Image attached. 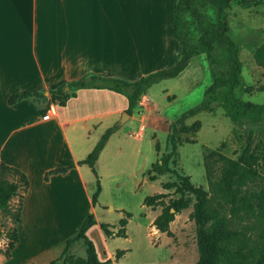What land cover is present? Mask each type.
I'll use <instances>...</instances> for the list:
<instances>
[{
	"label": "crops",
	"instance_id": "1",
	"mask_svg": "<svg viewBox=\"0 0 264 264\" xmlns=\"http://www.w3.org/2000/svg\"><path fill=\"white\" fill-rule=\"evenodd\" d=\"M175 4L176 0H0V163L24 174L28 182L18 241L9 259L0 256V264L57 259L90 212L96 224L87 237L94 228L101 231L99 197L95 207L91 202L96 178L88 166L78 163L97 143H90L91 135L106 123L117 129L115 123L127 108L125 97L105 89L77 90L65 106L51 103L55 113L44 116L33 100L9 105V97L23 91H45L47 97L50 90L92 75L133 82L170 67L180 48L172 29ZM129 45L135 53L131 60L126 55ZM115 135L116 131L100 153L96 171ZM115 149L120 152L121 146ZM63 168L69 169L44 180L46 173Z\"/></svg>",
	"mask_w": 264,
	"mask_h": 264
},
{
	"label": "rangeland",
	"instance_id": "2",
	"mask_svg": "<svg viewBox=\"0 0 264 264\" xmlns=\"http://www.w3.org/2000/svg\"><path fill=\"white\" fill-rule=\"evenodd\" d=\"M198 10L206 22L214 20L215 12L211 7ZM226 13L228 35L239 48L242 65L234 96L241 103L263 105L264 69L255 64L253 53L264 42V0H234ZM196 27V22L191 19L189 41L192 44L199 37ZM164 44L167 45L166 40ZM126 55L129 60L135 57L130 45ZM210 84V66L204 54H201L190 60L178 78L152 86L132 115L117 127L108 153L95 170L97 177L99 174L112 176L100 180L98 177L101 193L96 214L99 223L108 224L110 231L114 229L113 233L121 229L119 222L128 218L127 213L132 216L125 227L126 238L105 237L103 240L101 235H105L102 231L98 232L96 228L91 230L89 240L99 260L109 256L112 264H196L197 227L191 219L195 203L193 195L187 193L184 196L186 208L174 216L167 232L160 233L153 225L162 211L172 201L179 199L180 195L175 190L181 187L183 177H188L194 187H201L208 193L211 206L220 210L229 229L243 247L254 252L264 251V201L254 195L264 189V121L243 119L240 127L222 109L217 108L212 113H199L182 123L178 122L184 112L200 105L203 93ZM47 97L34 101L38 108H49L51 101L49 95ZM120 120L121 117L115 124H120ZM103 125L91 135L90 143L93 140L98 142L110 126L108 123ZM116 145L121 146L120 152L116 151ZM211 151L234 161H238L242 155L245 158L256 155L257 161L251 167L253 176L239 186L241 193H247L250 201L251 211L247 214L242 210L233 213L229 195L224 196L222 192L212 189L213 185L207 180L204 161L205 155ZM163 157L169 158L170 172L150 182L147 174H154L151 165ZM219 177L220 172L215 169L213 182ZM157 194H164L165 198L153 207H146L144 199ZM18 201V198L11 200L13 209L18 206ZM0 226L6 234L13 223L0 213ZM3 241L5 244H2ZM6 247L7 240L3 236L0 240L1 259ZM118 251L125 253L115 261ZM68 256L75 264L86 259L83 242H75ZM47 259L40 260L38 264H49L55 258L50 262ZM62 262L63 258H60L56 264Z\"/></svg>",
	"mask_w": 264,
	"mask_h": 264
},
{
	"label": "trees",
	"instance_id": "3",
	"mask_svg": "<svg viewBox=\"0 0 264 264\" xmlns=\"http://www.w3.org/2000/svg\"><path fill=\"white\" fill-rule=\"evenodd\" d=\"M233 1L176 0L172 12V29L180 48L176 59L170 67L133 82L92 75L48 91L51 103L65 106L70 98L76 96L77 90L105 89L126 98L127 108L124 113L131 116L137 109L142 97L149 93L152 86L165 80L177 78L188 67L192 58L204 54L210 66L211 84L205 89L200 105L184 112L178 122L182 123L199 113H212L217 108L222 109L225 115L240 127H242L241 120L243 119H260L264 121V104L241 103L234 96V90L238 87L242 65L239 59V48L228 35L226 10ZM208 6L215 12V18L212 22H206L202 13L198 10V8ZM191 19L196 22V28L199 32V37L195 44L189 41ZM253 59L258 67L264 69V42L254 51ZM65 87H68L69 92H64ZM44 98L45 91L33 93L23 91L10 96L8 104L14 105L23 100L36 101ZM47 109L39 110V115L44 116ZM115 131L116 127L108 128L87 157L78 163L79 165L88 166L96 178V189L91 196L93 207L96 206L101 193L95 164ZM155 146L157 148V144ZM204 161L207 180L213 185L211 186L212 189L215 188L222 192L224 196L229 195L232 212L242 210L247 214L249 210L251 211L247 193H241L239 186L244 185L253 176L251 167L257 161L256 155L251 154L247 158L242 155L238 161H234L221 153L211 151L205 155ZM168 163V157H163L160 161L153 163L151 172L154 174L151 175L148 172V180L150 182L156 181L157 176L170 172ZM68 169L50 171L46 173L44 180L47 181L49 176L53 174H64ZM215 169L219 170L220 177L213 182ZM27 188L28 182L24 174L0 163V213L8 217L13 223V227L6 234L3 233L0 226V240L3 236L7 240V247L3 254L6 259L11 257V251L18 241L17 225L21 221L22 199ZM175 192L180 195L179 199L172 201L169 207L164 209L161 215L155 219L153 225L158 232H167L168 225L173 221L174 216L186 208L187 201H184V196L187 193L193 195L195 203L191 219L197 227L198 261L196 264H264V251L254 252L248 247H243L241 241L239 243L238 238L229 229V224L221 216L220 210L211 206L208 193L201 187H194L189 182L188 177H183L181 187H176ZM254 195L258 200L264 201V189ZM14 198L19 200L15 209L10 205L11 200ZM163 198H165L164 194H157L146 197L143 202L146 207H153ZM126 216L128 218L131 217L129 213ZM210 221L212 222L210 223ZM209 223L210 225L206 227ZM95 224L94 215L91 213L81 226L79 233L63 244L60 256L49 264H56L60 258H63L62 264H75L69 258L68 251L78 241L83 242L86 251V259L80 260L79 264H112L107 257L104 260H99L93 243L86 235L87 231ZM119 225L121 229L116 233L109 230L108 224H100V229L107 238L112 236L126 238L125 227L127 220L121 219ZM124 253L125 251L116 252L115 261L121 259Z\"/></svg>",
	"mask_w": 264,
	"mask_h": 264
},
{
	"label": "water",
	"instance_id": "4",
	"mask_svg": "<svg viewBox=\"0 0 264 264\" xmlns=\"http://www.w3.org/2000/svg\"><path fill=\"white\" fill-rule=\"evenodd\" d=\"M65 90L67 91L68 88H66ZM125 119H128V115H126V114H122V115H121L120 124H118V125L120 126V125L123 123V121H124ZM90 214H91V212H90Z\"/></svg>",
	"mask_w": 264,
	"mask_h": 264
},
{
	"label": "built area",
	"instance_id": "5",
	"mask_svg": "<svg viewBox=\"0 0 264 264\" xmlns=\"http://www.w3.org/2000/svg\"><path fill=\"white\" fill-rule=\"evenodd\" d=\"M47 114H54L55 113V109L52 105L49 106V108L47 109Z\"/></svg>",
	"mask_w": 264,
	"mask_h": 264
}]
</instances>
